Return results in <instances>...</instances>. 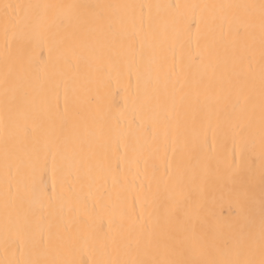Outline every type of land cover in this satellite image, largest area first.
Masks as SVG:
<instances>
[{"label": "snow or ice", "instance_id": "snow-or-ice-1", "mask_svg": "<svg viewBox=\"0 0 264 264\" xmlns=\"http://www.w3.org/2000/svg\"><path fill=\"white\" fill-rule=\"evenodd\" d=\"M0 264H264V0H0Z\"/></svg>", "mask_w": 264, "mask_h": 264}, {"label": "bare ground", "instance_id": "bare-ground-1", "mask_svg": "<svg viewBox=\"0 0 264 264\" xmlns=\"http://www.w3.org/2000/svg\"><path fill=\"white\" fill-rule=\"evenodd\" d=\"M224 211H225V214H227V208H225Z\"/></svg>", "mask_w": 264, "mask_h": 264}]
</instances>
